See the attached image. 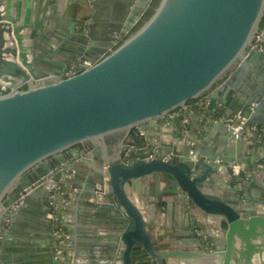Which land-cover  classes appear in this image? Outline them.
I'll list each match as a JSON object with an SVG mask.
<instances>
[{
    "label": "water",
    "instance_id": "obj_1",
    "mask_svg": "<svg viewBox=\"0 0 264 264\" xmlns=\"http://www.w3.org/2000/svg\"><path fill=\"white\" fill-rule=\"evenodd\" d=\"M73 1L58 17L61 0H0V264H60L52 216L76 212L67 264H264V0H161L119 45L153 0L105 22L100 0ZM79 57L92 67L63 77ZM203 97L246 130L168 141ZM172 209L208 218V240L157 235Z\"/></svg>",
    "mask_w": 264,
    "mask_h": 264
},
{
    "label": "built area",
    "instance_id": "obj_2",
    "mask_svg": "<svg viewBox=\"0 0 264 264\" xmlns=\"http://www.w3.org/2000/svg\"><path fill=\"white\" fill-rule=\"evenodd\" d=\"M142 18L139 19L133 27L130 29H125L114 34L115 39L117 40L116 45L124 42L132 33L137 29ZM253 49H257L264 54V30L257 34L253 46ZM92 63L88 60L79 57L74 62L70 64L69 71L63 74V77H68L81 73L87 68L92 67ZM191 114H197L202 121L211 119L214 121H220L225 123L229 128H231L234 134L237 136L239 133L246 130V119L242 118L240 115H227L225 107L216 101H212L207 97L201 99L193 100L187 104L183 109H180L176 113L172 114L171 117L180 118V127L179 132L182 137H187L189 134V125L190 120L189 116ZM252 131L258 132L259 137L263 135V131L259 128L258 125L252 127ZM58 172L63 174H69L68 170L65 168H59ZM22 203V200L15 202L11 209L19 207ZM53 217L54 220V236L56 241V258L59 260L60 264H67V248L69 246L70 233L65 227V216ZM7 222L5 223V225ZM2 226V228L5 227ZM197 234L204 240H208V236L205 231L195 229ZM1 239V238H0Z\"/></svg>",
    "mask_w": 264,
    "mask_h": 264
},
{
    "label": "crops",
    "instance_id": "obj_3",
    "mask_svg": "<svg viewBox=\"0 0 264 264\" xmlns=\"http://www.w3.org/2000/svg\"><path fill=\"white\" fill-rule=\"evenodd\" d=\"M25 1V0H24ZM47 0H44L46 2ZM61 4L59 5V8L57 10L58 17H61L62 15H66L71 12L74 1L73 0H61ZM123 0H100V13H101V20L102 22L107 21V19L113 17L115 14H117L120 10L121 4ZM53 18H55L53 16ZM43 34L49 36V29L43 31ZM226 111V108H225ZM190 125H189V134L186 139H194L196 138L197 141H199V138L208 137V133L204 131V128L207 126L209 122H211V119H207L206 121H202L197 114H191L189 116ZM180 118L176 120L174 117H170L166 121V127L164 129V132L166 134V139L168 141H172L175 138L178 139V135L180 136L179 127H180ZM259 128L263 131V135L260 138V140H263L264 138V127L261 125H258ZM217 138V137H215ZM261 167V166H260ZM260 167L258 169H260ZM259 195V194H258ZM78 213H74L72 215H65L66 220L71 221L73 225L76 227L80 224H83L84 227L86 225V219L85 218H78ZM84 221V222H83ZM83 222V223H82ZM157 223L159 226V230H157V235L164 236L168 239L170 242H176L178 239V234L180 231L184 230L183 228L187 229V232L189 230V223L191 225L190 229H198V230H205L204 227H206L209 224V219L205 216H202L198 214V212H195V214H192L190 218H187L183 214H180L177 209H172L169 213V215L166 217L164 214H159L157 218ZM89 235L86 233L85 229L80 231V234H76L75 240L80 242L81 244L83 242H87V237ZM188 240V239H187ZM83 245V244H82ZM174 247H177L174 245Z\"/></svg>",
    "mask_w": 264,
    "mask_h": 264
},
{
    "label": "trees",
    "instance_id": "obj_4",
    "mask_svg": "<svg viewBox=\"0 0 264 264\" xmlns=\"http://www.w3.org/2000/svg\"><path fill=\"white\" fill-rule=\"evenodd\" d=\"M160 1L161 0H153L152 1L150 8L147 10L145 15L143 16V18H142L140 24L138 25L137 29L153 15L154 10L158 7ZM262 26H264V20H263Z\"/></svg>",
    "mask_w": 264,
    "mask_h": 264
}]
</instances>
